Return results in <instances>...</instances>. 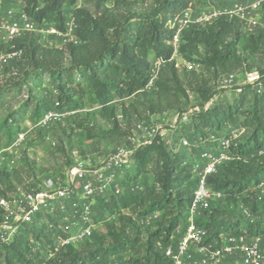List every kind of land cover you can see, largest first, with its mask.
<instances>
[{
    "label": "trees",
    "instance_id": "16d2710c",
    "mask_svg": "<svg viewBox=\"0 0 264 264\" xmlns=\"http://www.w3.org/2000/svg\"><path fill=\"white\" fill-rule=\"evenodd\" d=\"M20 1L24 12L35 21L59 30L64 29L63 8L72 6L69 15L74 18L79 43L49 47L39 42L34 33L0 43V53L22 51L21 59L0 73V102L5 101L8 93L27 96L19 108L0 122V139L5 137L6 147L19 133V118L32 109L31 118L37 121L44 112L41 113L44 99L31 96L43 84L51 89V109L64 112L85 109L83 116L73 123L84 130L87 141L95 142L117 141L127 136L128 132L116 120L117 115L147 121L153 115L177 108L191 91L198 97L200 108L192 112L189 122L180 126L181 132L191 134V138H204L208 132L242 131L231 145L234 158L209 177L211 189L221 191L223 197L212 202L197 220L206 229L205 241L218 246L220 233L264 236V194L253 191L264 180V108H260L264 105V93L258 94L252 85L245 84L237 87L240 90L232 102L213 104L211 85L222 75L236 71L243 78L246 72L256 70L263 81L264 28L255 26L252 32L243 34L242 23L234 16H221L204 24L190 23L181 31L177 53L201 68L188 70L184 65H176L170 41L175 18L192 0ZM149 52L154 59L160 57L164 62L154 87L147 90ZM126 96L133 99L127 104L119 103L120 113H116V99ZM88 102L100 109V115L110 126L101 128L90 123ZM180 109L177 112L184 111ZM238 114L242 118L237 126L227 130L229 120ZM182 135L186 134L178 136ZM133 159L137 164L136 175H149L151 182L139 193L99 199L107 211L106 215L101 212L93 215L91 236L77 246L63 248L47 264H87L126 252L130 254L124 261L129 264H174L163 250L169 245L172 232L181 227L183 233L188 224L196 178L187 165L181 164V155L168 148L158 135L150 144L140 146ZM14 162L12 171L0 169V198L12 196L22 174L31 179L39 176L33 175L34 160L28 156L20 157L18 166L16 159ZM71 162L68 160L64 167ZM62 171L47 173L60 176ZM155 212L161 214L157 225L142 228L137 219ZM1 214L0 208V218ZM99 215L117 217L105 233L95 229ZM47 219L48 223L53 222L51 217ZM48 223L27 225L3 244L0 264H35L38 259L26 256L30 239L49 243L55 230Z\"/></svg>",
    "mask_w": 264,
    "mask_h": 264
},
{
    "label": "built area",
    "instance_id": "2783aa9c",
    "mask_svg": "<svg viewBox=\"0 0 264 264\" xmlns=\"http://www.w3.org/2000/svg\"><path fill=\"white\" fill-rule=\"evenodd\" d=\"M5 0H0V43L9 42L24 33H34L39 42L49 47L61 48L67 43L77 44L79 39L75 35L76 24L69 15L65 18L64 29L59 30L53 25L38 23L27 15L22 2L16 0L17 5H2ZM264 0H232L224 4L222 0H206L205 8L194 13L188 6L173 23L175 31L170 44L173 47V57L180 56L177 51L180 44L181 31L190 23H210L221 16H234L242 23L244 34L253 31L261 25ZM22 51L13 50L0 53V73L5 64H11L21 59ZM162 58H156L150 64L149 75L145 88L154 87ZM176 63V62H175ZM188 70L200 69V64L195 62H181ZM178 65V63H176ZM236 78L234 72L222 75L217 82L229 85ZM252 85L258 94L263 93V83L258 71L246 72L241 79V85ZM241 87V86H239ZM240 89L236 88L238 92ZM211 101L205 104L209 106ZM198 110V107L194 108ZM186 110L177 114L180 121L189 122V113ZM66 111L46 109L36 122L40 127H47L51 121L64 115ZM188 113V114H187ZM159 127L148 121H139L135 124L126 141L116 145L104 158L95 160L78 156L63 168L60 176L50 174L39 175L17 187L10 198H0L2 214L0 218V247L11 241L27 225H42L48 223V217L53 222L48 223L55 230L49 243L41 240L30 239L28 258L38 259L35 264H47L48 260L57 252L68 246H77L88 239L93 232V215L96 202L101 198L111 195L121 196L142 191L143 186L135 181H122L125 172L134 163V152L143 145L150 144L155 138ZM241 130L233 129L228 134L221 132H208L204 138L182 136L176 144H170L171 150L178 152L179 148L197 149L195 156L188 155L182 160V165H187L196 178V185L192 193L189 207L188 224L175 246H165L164 254L174 264H183L184 256H189L188 248L195 246L196 254L202 263H212L219 260L221 254L239 253L244 259V264H264V236H249L239 233L228 235L225 241L218 246L206 239V229L197 224L199 216L209 209L212 202L222 199L221 191L211 189L210 175L216 174L218 169L234 158L231 145L241 134ZM24 132H19L15 141L7 148H0V169L12 171L15 166V146L24 139ZM8 153V154H7ZM248 214L246 208H242ZM158 212L146 217L156 218ZM145 217V218H146ZM143 222L142 218L139 219ZM87 264H129L116 257L97 258Z\"/></svg>",
    "mask_w": 264,
    "mask_h": 264
},
{
    "label": "rangeland",
    "instance_id": "374dc122",
    "mask_svg": "<svg viewBox=\"0 0 264 264\" xmlns=\"http://www.w3.org/2000/svg\"><path fill=\"white\" fill-rule=\"evenodd\" d=\"M232 0H222V3L227 4L231 2ZM111 1H108V4L110 5ZM17 5L16 0H5L4 4L2 5ZM77 4L81 5L80 2H77ZM206 0H192L191 3L188 5L192 12L197 13L205 8ZM72 6L65 5L63 8L64 14L66 17L69 16L71 12ZM259 18L263 21L261 22V25L264 26V8L262 10V14H259ZM241 32L244 34V30L241 28ZM148 58L151 60V62L154 59L152 54L148 53ZM175 62L178 63V66H182L181 63L183 61L182 58L174 56L173 57ZM258 60V59H255ZM185 61V60H184ZM259 61V60H258ZM8 64H5L2 68V71L7 68ZM201 68V67H199ZM199 70V69H198ZM236 75L235 80L230 83L229 85H223L218 82H211L212 89H213V97L212 102L213 104H227L232 102L235 97L237 96L236 88L241 85V73L239 71L234 72ZM263 93H264V78H263ZM9 94V97L7 95ZM5 94L4 102H0V122L6 118V116L10 112H14L17 108H19L25 99H27L26 94H20V95H12V93ZM51 89L46 85L43 84L38 89H35L32 91L31 96H38L40 98H43L45 101V106L42 108L41 113L45 111L46 109L53 108L51 106ZM133 99L132 96H126L122 99H116L115 104L116 106V113H120V107L119 103L127 104ZM199 99L196 96L195 93L189 92L188 97L186 99L181 100V104L174 109L168 110L164 112L163 114L159 115H153L150 117L149 123H151L154 126H158L159 130L156 135L160 136L168 148H171L170 144H176L178 139L180 138L178 135L180 133L186 134L182 135L185 137L191 138V134H187L185 132L180 131V126L184 124L183 121H180V115L179 117L177 114H180L181 112H177V109L184 110H193L196 111L194 108L198 107L200 108V104L198 103ZM208 103V102H207ZM261 109L264 108V105L260 107ZM86 110H90L91 113L90 116V123L96 124L97 126L104 128L107 126H110V122L106 120L103 116L100 115V109H98L96 106H92L89 102L86 105ZM192 111V112H193ZM85 112V109L78 110V111H66V113L57 119H54L50 122V124L43 128L39 125H36L37 121L32 120V109H29L27 113L18 119L17 124L19 126V132H24V139L20 141L13 151L16 153V166H18V159L22 156H28L29 158L34 160L33 165V175H40V174H46L49 171L57 172L61 169H63L64 165L67 163L68 160H74L76 157H86V158H92L95 160H100L107 156V154L120 142H123V140H126V137L130 132L132 131L133 127L137 123V121L134 119V117L129 115L127 118L123 119L120 115L116 116V120L119 123V126L122 130H126L128 132L127 136L124 137V139H120L117 141L113 140H100V141H87L85 138L84 130L82 128L75 127L73 120H78L80 116H83V113ZM188 114V113H187ZM192 113H189V118L191 117ZM240 118H242L239 114L235 115L226 125L227 130L233 127H236L237 124L240 121ZM148 121V120H147ZM179 126V127H178ZM190 133V132H189ZM5 137L2 136L0 139V148H7L4 143ZM15 141V140H14ZM177 152L179 155H181L182 159H188L189 154L195 156L196 149H178ZM194 150V151H192ZM8 154V153H7ZM182 164V161H181ZM136 167L137 164L134 162L131 167L125 172L124 176L121 178L122 181H135L140 183L143 188L145 185L149 184L151 182V177L149 175H136ZM30 176H26V174H22V179L19 184L16 185V188L26 183L28 180H30ZM16 190V189H15ZM253 191L258 192L259 194H264V180L262 183H260L256 188L253 189ZM13 194V192L11 193ZM242 195H240L241 197ZM239 197V198H240ZM94 213L101 212L102 214H105V211H107L106 208L103 209V203L98 201L93 206ZM130 212V210H128ZM105 215H99L97 221H96V227L95 229L99 233H105L107 226L110 224H114L116 222L117 217L116 216H110L106 217ZM135 216V215H134ZM247 218L250 217V214L245 215ZM137 218V217H136ZM143 222H140L139 219H137L139 225L143 227L147 226H153L155 227L159 220H161V214L158 213L156 218H142ZM182 233V228L177 227L171 234L170 241L168 242L171 246H175ZM235 233H220L219 238L220 241L224 242L226 236L232 235ZM130 253L126 252L123 254H119L116 256V258L120 260H127ZM189 256H184L183 258V264H205L199 261V256L196 254L195 246L190 245L188 248ZM207 264H244V259L241 254L233 252L231 254H221L219 257V260L212 261V263Z\"/></svg>",
    "mask_w": 264,
    "mask_h": 264
},
{
    "label": "crops",
    "instance_id": "0c3cea01",
    "mask_svg": "<svg viewBox=\"0 0 264 264\" xmlns=\"http://www.w3.org/2000/svg\"><path fill=\"white\" fill-rule=\"evenodd\" d=\"M177 57H180V56H177ZM181 58V57H180Z\"/></svg>",
    "mask_w": 264,
    "mask_h": 264
}]
</instances>
